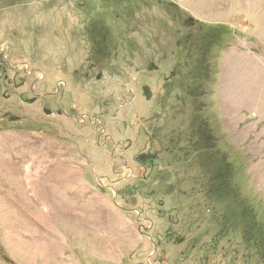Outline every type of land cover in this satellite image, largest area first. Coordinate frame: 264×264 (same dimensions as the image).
<instances>
[{
    "label": "rangeland",
    "instance_id": "rangeland-1",
    "mask_svg": "<svg viewBox=\"0 0 264 264\" xmlns=\"http://www.w3.org/2000/svg\"><path fill=\"white\" fill-rule=\"evenodd\" d=\"M0 264H264V0H0Z\"/></svg>",
    "mask_w": 264,
    "mask_h": 264
},
{
    "label": "trees",
    "instance_id": "trees-1",
    "mask_svg": "<svg viewBox=\"0 0 264 264\" xmlns=\"http://www.w3.org/2000/svg\"><path fill=\"white\" fill-rule=\"evenodd\" d=\"M203 29H207V31H211L213 30L214 28H212L211 26H203ZM223 33L224 34H228L229 31L228 30H225L223 29ZM218 42V41H217ZM201 72L198 73V75L200 74ZM199 90V87H196L192 90V94H196V91ZM195 97V96H193ZM195 113L198 114L199 113V110H195ZM196 116V115H195ZM198 117V115H197ZM201 126H204L203 129L204 131L210 135L211 137H213V135H211V132H209L210 128L208 127V124L207 122H203V124ZM232 178H233V171H232V168L231 166L228 164V163H225L223 162L220 166V168L213 172L212 175H211V179L213 182L217 183L220 187V189L222 191H226L228 190L230 187H231V181H232Z\"/></svg>",
    "mask_w": 264,
    "mask_h": 264
},
{
    "label": "crops",
    "instance_id": "crops-1",
    "mask_svg": "<svg viewBox=\"0 0 264 264\" xmlns=\"http://www.w3.org/2000/svg\"><path fill=\"white\" fill-rule=\"evenodd\" d=\"M35 162H36V163H40L41 161L39 162L38 160H36Z\"/></svg>",
    "mask_w": 264,
    "mask_h": 264
},
{
    "label": "bare ground",
    "instance_id": "bare-ground-1",
    "mask_svg": "<svg viewBox=\"0 0 264 264\" xmlns=\"http://www.w3.org/2000/svg\"><path fill=\"white\" fill-rule=\"evenodd\" d=\"M30 168H31V167H30ZM32 169H33V168H32ZM32 169H31V170H32ZM29 172H30V169H29ZM30 174H31V173H30Z\"/></svg>",
    "mask_w": 264,
    "mask_h": 264
}]
</instances>
